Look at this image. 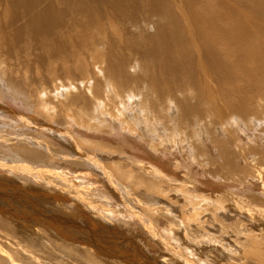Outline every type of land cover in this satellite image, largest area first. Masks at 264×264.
<instances>
[{"label":"bare ground","instance_id":"obj_1","mask_svg":"<svg viewBox=\"0 0 264 264\" xmlns=\"http://www.w3.org/2000/svg\"><path fill=\"white\" fill-rule=\"evenodd\" d=\"M43 71L46 73L43 81L36 84L28 81L29 86H22L21 82L27 83L26 80L37 77ZM86 79L88 83L91 82V86L84 84L82 88L81 84ZM74 87L76 95L72 94L59 100L60 93L58 94L57 91L65 93L66 88L73 91ZM6 96L19 103V106L25 107L27 111L32 112L35 109L36 115L49 122L43 125L46 131L50 129L53 133L60 132L62 135L64 129L55 126L62 127L66 122L69 125L76 123L80 126H90L93 128V137L103 142H113L118 134L122 138L140 143L138 148L145 155L151 153L163 157L168 155L174 160L176 156L189 158L190 162L181 167L177 166L176 170H180L185 165L194 166L198 173L206 176L215 175V177L218 176V172L225 170L228 173L224 175L225 179L232 172L230 174L236 173L241 178H248L246 184L249 185L241 183L239 185L219 177H216L217 181L235 184L242 190L246 187L256 188L260 184L261 190L264 191V150L261 152L264 148V0H0V102L5 100ZM128 97H132L137 102L133 109L127 107L128 103L125 100ZM7 112L11 113V116L16 113ZM22 115L20 116L23 118ZM111 117L116 118L118 123L108 127L106 124L110 123L108 119ZM29 120L25 118V121L21 119V122L27 124ZM54 121L56 123L51 126L50 122ZM239 130L243 131L248 139L255 135L259 136L263 145L243 143L236 136ZM70 132H73L72 129ZM67 134L62 136L66 137ZM222 134L227 137L226 140H222ZM73 140L75 142V139ZM71 143L69 144L73 148L71 147L70 152L67 153L69 155L64 156L65 158L59 155V160L79 162V155L83 152L79 147L82 145L79 144L77 148ZM8 144L10 143L7 140H3L0 145V177L12 182L13 188L17 190L10 193L11 191H8L11 187L7 185L8 191H3L6 187L0 191V264L122 263L126 258L124 256L127 255H120L122 252L118 251V246H115L117 240L114 242L113 236L108 235L110 230L106 222H101L107 220L104 218L110 219L105 215L106 212H110L109 203L107 205L102 199L100 203L93 200L90 206L86 204L85 209L89 208V210L84 213L93 215L92 217L90 214L94 222L93 229H84L76 225L75 219H81L80 211L84 207L80 205L79 209L76 208L78 190L75 189L77 188L75 184L64 177L58 178L57 175L51 178L48 169L47 172L42 170L44 174L40 175L41 170L38 166L40 167L39 164L43 162L41 157L46 154L45 151L43 156L39 155V158L37 151V153L27 151L28 148L21 151L15 146L14 149H10L14 144L7 148ZM101 145L107 150L119 152V155L123 152L132 154L128 147L108 148L105 144ZM163 145L165 146L162 147ZM95 146L100 148L98 143ZM50 152L47 151L49 155ZM217 152L216 158L221 160L220 163L209 157ZM11 159H17L22 163L11 164ZM237 159H243L247 163V165L245 162L239 163L245 168L236 166ZM128 160L130 159L127 158ZM133 161L136 163L135 159ZM128 162L130 167L126 165L130 170L127 169L126 172L125 168L122 177L118 175V179L123 181L121 184L126 185L130 182L134 189H145L153 196V193L160 195L175 192V189L162 185L165 177L163 178L151 166L145 167V164ZM88 165L101 172L102 176L106 175L104 169L97 166L95 161L89 160ZM24 168L30 170L28 172L31 176L29 175L27 181L19 178L20 174H15L16 172L24 174ZM31 169L37 171L39 169V171ZM140 171L142 175H149V179L141 180L138 174ZM184 173L190 175L189 171ZM33 177L39 182L48 184L47 186L61 203L57 205L52 203L50 207L43 206L46 204L35 198L31 191L36 184ZM53 179L59 183L64 179L63 184L69 187L67 192L59 190L61 195H57L56 189L52 186ZM105 179L107 180V177ZM108 180L107 187L110 188L111 194L115 193L114 197L122 199L127 196L123 191L121 193L118 190L117 182L110 175ZM194 182L192 180L179 182L182 186L186 184L189 189L186 188L187 201H189L188 195L196 191ZM262 192L260 198L264 197ZM186 194L182 196L184 201ZM247 194L249 196L246 198L250 200L245 198L242 200V197L237 196L235 197L237 200L230 198L231 204L235 205V202L241 204L238 207L232 205L235 209L232 208L230 213L240 211L251 223H260L261 219L264 222V209H258L255 204L258 200H262L263 204L260 201L258 204L264 208L263 199H259V196L249 190ZM66 197H70L71 202L75 203V206H72L65 201L70 212L65 209L64 201L62 202ZM220 198L218 199H223ZM145 200V203L149 202L148 198ZM204 200L205 198L202 199ZM144 205L142 207H145ZM124 207L125 209L122 210L125 213L145 220V216L141 214L143 210L141 207H139L141 211L131 204ZM205 207L203 218L208 220L210 214L216 221L217 216ZM217 207L224 206L222 204ZM77 209L80 211H75ZM169 212L166 217L178 215L176 209ZM59 214L65 215L66 219L64 220V216L59 217ZM148 215L150 216L151 213ZM170 221L173 222L174 219ZM22 223H29L40 230L36 229L37 233L34 236L20 233L19 227H27V224ZM175 223L176 227L183 229L180 223L176 221ZM242 223V221L237 222L233 230L235 234L239 233V238L240 235L244 238H242L244 241H239L242 250L240 248L238 251H246L249 256L264 259V241L256 240L259 235L251 237L247 234L248 228L243 227ZM145 224L146 228H149L150 221L147 218ZM222 224L220 231H228L229 228ZM69 229H72L77 236L72 237ZM135 229L133 227V230ZM154 230L150 226L149 238L152 241L156 238V244L160 245V239L155 233L152 234ZM238 235L233 234L235 237ZM120 239L124 241L127 236ZM186 240L191 246L186 244L187 257H183L185 259L183 263L195 264L191 256L196 257L197 254L200 256V251L194 248L191 239ZM207 240L213 242V238ZM220 240L221 238L219 242L222 241ZM238 240H235L236 243ZM133 241L130 239L124 243L131 245ZM222 243L223 241L220 244ZM235 246L238 247V244L230 245L228 248ZM41 247L43 251L37 249ZM77 247L89 249L93 257L75 251ZM135 251L138 252L135 253L136 260L132 256L126 260L127 263L146 264L142 259L147 261V264L171 263V258L167 259L164 254L154 256L144 253L143 255L141 249ZM244 256L242 255L241 258H245ZM243 258L242 262H245ZM205 259L198 258V261L201 264H214L213 261L206 262Z\"/></svg>","mask_w":264,"mask_h":264},{"label":"rangeland","instance_id":"obj_2","mask_svg":"<svg viewBox=\"0 0 264 264\" xmlns=\"http://www.w3.org/2000/svg\"><path fill=\"white\" fill-rule=\"evenodd\" d=\"M45 75H46V73L43 71L41 74H38L37 77H32L31 79L26 80L27 83L21 82V84H22V86H26V85H28L30 83L36 84V83H38L40 81H43L45 79ZM84 84H86V86H91V82L88 83V79L83 80V84H81L82 88L84 87ZM65 90H66L65 93H62L61 91H57L58 94L60 93L58 95L60 101L63 100L64 98H67L69 95H72V94L76 95L75 87H74L73 91H70L68 88H66ZM80 90L82 91L83 89H80ZM9 98L10 97L6 96L5 100L1 101L2 103L0 102V106H2V109L0 110V142L2 143L3 140H7V142L10 143V144L7 145V148H10L12 146L11 144H14L10 149H12V148L14 149L15 147H17L21 151H24L26 148H28L27 151H30V150L31 151H35V152L37 151L38 153L37 152L36 153L38 154L37 156L39 158H40L39 155L43 156L44 155L43 153L46 152L47 155L45 154L43 157H41L43 162H41L39 164L40 167L38 166V168L41 170V172H39L40 175L44 174V173H42L43 172L42 170L47 172V169H48V171L51 173V175H50L51 178L53 177V175H57L58 178H59V176H60V178L64 177L66 180H69V182L75 184V186L77 187L75 189L78 190V200H77V202L75 200L76 208L79 209L80 205L82 207H84L83 208L84 211L83 210L80 211L78 209L75 210V211H80L82 215L86 214L84 212L85 211L87 212V210H89V208L85 209L86 204H88L87 206H90L92 204L91 201H93V200H95L97 203H100V202H102L104 200L103 202H105L107 205L109 203L110 206H108V211H110V212H106L105 215H107L110 219L104 218V219H107L108 221L106 220V221H101V222H103V223L106 222V225H107L108 229L110 230V234H108V235H112L113 236L114 242H116V240H117V243H115V246H118V251L122 252V253H120V255L121 256L127 255V256H124L126 258H124L122 260L123 264L124 263L125 264H129V263H127L126 260L129 257L131 258L132 256H133L132 258L134 260H136V258H134L135 257V253L138 254V252L135 251L136 249H141V253L143 255H144V253L147 254V255L152 254L154 256L155 255H157V256L160 255L161 256V255L164 254L165 255L164 257H166L167 259L171 258L170 262L172 264H176V263L184 264L183 262H185V259L183 257L184 256L187 257L186 254H185V251L188 248L186 246V244L191 246L190 242L189 241L187 242V240H186L187 238L191 239L192 240V245H194V248H197L198 252L200 251L199 252L200 256H199V254H197L196 257L191 256V258H193L192 261H194L195 264H201V262L198 261V258H201V259H205L206 258L205 259L206 262L207 261H213L214 264H217V263L220 264V261H221V264H237L236 262H239V264L240 263H242V264H264V259L261 260V259L249 256V254H247L246 251H244L245 253L243 251H240V252L238 251V250H240V248L242 250V247L239 245V243L241 244V242H242V240L244 238L241 235H240V238H239V235H238L239 233L235 234L233 232L234 225L237 222H241L242 221L244 223V225H243V223L241 225L243 227H247L248 228L246 230L247 234L251 235V237H255V236L257 237L259 235L258 239H256V240H258L259 242L264 241V231H263L264 230V222H262L261 217H260V219H261L260 223L259 222L258 223H254V222L251 223V222L248 221L246 216L245 217L243 216V214L240 211L239 212L237 211V213L236 212L230 213L232 211V208H234L236 206L237 207L241 206L240 203L236 204V202H235V205H234V203L231 204L232 197L234 198V200H237L235 198L236 196L237 197H242V200H245V199L250 200L249 198H246V197L249 196L248 194L246 195L248 190L251 193L259 196V199H263V201H264V197L263 196L260 198L261 192L263 191V190H261L260 184H259L258 187L255 186L256 188H249L248 189L246 187L245 190H242L240 186L237 187L235 184L225 183V182L219 181V180L217 181V179H216V177H219V178H221L223 180H228L229 179V180H231L234 183H237L239 185H241V184L249 185V184H246V182L249 181L248 178H245V179L241 178V176L237 175L236 173L230 174V173H232V172H230L229 175L225 179L224 175L228 174L227 171H225V170L222 171V172H218L219 174L216 177H215V175H207L206 176V175H203L202 173H198L196 171V169L194 168V166L190 167V166L185 165L180 170H176L177 166L181 167L183 164H186V163L190 162L189 158H187V157L180 158V157L176 156L175 160H174L173 158H171L168 155H166L167 157L166 156L163 157V156H160V155L155 156V154H153V153L145 155V153L138 148L139 145H141L140 143L135 142V141L133 142L129 138H122L118 134H117L116 138L113 140V142H103V141H100V140L94 138L93 137V128L90 127V126H86V125L85 126H80V125H78L76 123L74 125H71V124L69 125L68 122H66V124H64L62 127L61 126H55V128H58V129L63 128L64 129L63 130L64 131L63 134H65V133L67 134L69 132L66 137H65V135L62 136L63 134L61 135L60 132L53 133L50 129H47V131H46L45 129H43L44 128L43 125L48 124L49 122H47L46 119H43V117H41L39 115H36L35 112H34L35 109L32 110V112L31 111H27V109H25V107L19 106L20 105L19 103L15 102V100H13L12 98H10V99ZM125 102L128 103V105H127L128 109H133L137 105V102L132 97H128L125 100ZM7 111H10V112L12 111V112H16V113H15V115L12 113L13 116H11V113H9ZM41 113L43 114V112H41ZM21 114H23L22 115L23 118L20 116ZM16 115H17V117H16ZM32 115L35 116V117H33ZM25 118H28V120L31 118L29 120V122H28L29 124L27 123L28 125L27 124H23L21 122V119H24V121H25ZM103 122H104V120H103ZM108 122H110V123L106 124L108 127H112V124L118 123L116 121V118H113V117L109 118ZM50 123H51L50 124L51 126H54L53 123H56V121L50 122ZM91 123L93 124V121ZM68 126H71L73 128L68 127ZM71 129H72L73 132H70ZM43 130H45V131H43ZM58 134H59V136H57ZM126 136L130 137V135H126ZM236 136L240 140H242V142L245 143V144L258 145V146H262L263 145V142L260 141V137L257 136V135H255L251 139H248V138H246L244 136L243 131L239 130V131L236 132ZM68 137H70V138H68ZM222 138H223L222 140H226L227 137H225L222 134ZM33 139H34V141H33ZM69 139H70V141H69ZM73 139H75V142H74ZM219 139H220V137H219ZM27 140H29V141H27ZM95 142L100 144V148H99V146H95L94 147V145L96 144ZM1 143H0V145H1ZM69 143L73 144V146H75V147L77 146V148H78L79 144L82 145V146L79 147L83 151L82 155H79L80 156V159H78L79 162H76V161L71 162L70 160L61 161L62 159L59 160V158H58L59 155H61V158H65L64 156L67 157V155H69L67 153L70 152V148L72 147V146H70ZM77 143H78V145H77ZM101 144H105L108 148H115L117 146H118V148H126V147H128L130 149V151H132V154H128V152H126V153L123 152L125 155L123 153H120V155H119V152L116 151L117 152L116 153L115 151L107 150ZM87 146H89V147H87ZM164 146L165 145H163L162 147H164ZM101 149H103V150H101ZM229 150L231 151V149H229ZM262 150H264V148L261 149V152H262ZM47 151H49V152L51 151L50 153L52 154V156H50L51 154L49 155L47 153ZM111 152H113L115 154H113ZM19 153L22 154V152H19ZM214 155H216V156H214ZM214 155H209V157L212 160H214L216 163H220L221 160H219V158H216L218 156V152L216 154H214ZM124 156H125V158H124ZM169 157H170V159H169ZM81 158H83V159L81 160ZM123 158H124V160H123ZM127 158L130 159L128 161H132L133 163H135L133 161L135 159L136 163L138 162L141 165L145 164V167H150L151 166L152 168L157 170L161 174V176L163 178L165 177L163 184L160 183V185L162 184L166 188H170L171 187L170 189H175L174 190L175 192H169L170 194L167 193L168 195L167 194H160L159 195L157 193H153L154 194V196H153L151 192L146 191L145 189H142V188H139L140 190L134 189L130 182H128L126 185H125V183L121 184V182H123V181L118 179V175H120L122 177V173L125 172V170H126V172H128V170H130V168H129L130 165L128 164L129 162L127 161ZM84 159H86V161ZM11 160H12L11 164H13L12 162H14L15 165H20L22 163V161H18L17 159H11ZM89 160L90 161H95L97 166H101L104 169V171L106 172L105 174L107 176L106 175L102 176L101 172H99L97 169H95V168L91 167L90 165H88ZM125 160H126V162H125ZM205 160H207V159L205 158ZM237 160L238 161L235 162L236 166H240L242 168H245L244 165H239V163L245 162V161L243 159H237ZM191 162H193V161H191ZM66 163H67V165H66ZM191 164H194V163H191ZM246 165H247V163H246ZM118 166H121V168H119ZM123 166H125V167H123ZM39 169H38V171H39ZM94 169H95V171H94ZM106 169H108V170H106ZM35 170L37 171V169H35ZM35 170H32V171H35ZM28 171H30L29 168H28ZM28 171L24 168V172H23L24 174H22L20 172H16L15 174L16 175L20 174L18 177L21 178L22 180L27 181L26 179H28L31 176L29 174L30 172H28ZM187 171L190 172V173H188L190 175H186L187 173H184V172H187ZM178 173H179V175H178ZM138 174L140 175L139 178L141 180H143V181H146L150 177L149 175H144V174L142 175V171H140ZM191 174H192V176H191ZM109 175H110V177H112V179H115V181L117 182V186L119 187L118 190H120L121 193L123 191V194L127 195V196L124 195L126 197L120 199L119 197H114L115 193L111 194L110 188L107 187L108 186L107 183L109 181L108 180L109 179ZM113 175H114V177H113ZM189 176H191V178ZM13 177H15V176H13ZM76 177L79 178V180ZM106 177H107V180L105 179ZM116 179H118V180H116ZM33 180L35 181L36 184L33 185V187L31 188V191H32V193H33L35 198H37L40 202L46 204V205H43V206H49L50 207V205L52 203H53V205H57V204L61 203L60 199L58 197H55L54 196L55 193L47 186L48 184L46 185L43 182H39L34 177H33ZM63 180H61V182L59 183V182H57V180L55 181V179H53L52 186L56 189L57 195H61L60 191L67 192V190L69 188L68 186L63 184ZM182 180L185 181V182L189 181V180H192V182L195 181L194 183H195V190L196 191H193V192H191L190 195H188L189 196L188 197L189 201H187V194H186L187 193V189H188V187H186L187 185L185 184V185L182 186L181 184H179V182H181ZM18 181H20V180H18ZM172 181H174V182H172ZM1 182L4 183V184H2ZM7 182L9 184H7ZM0 183H1L0 186L2 187V188H0V191L3 190L5 187H6V189H4L3 191H6L9 186L11 188H13V183L12 182H9L6 179L3 180L1 177H0ZM10 183L12 184V186H11ZM105 183H106V185H104ZM7 185H9V186H7ZM11 188L10 189L8 188L9 191L7 190L8 192L11 191L10 193H14L15 190H17L15 188H13L14 190L13 189L11 190ZM58 188H60V189H58ZM129 188H131V189H129ZM12 191H14V192H12ZM134 191L136 193H138V194H136ZM145 192H148V193L145 194ZM242 192H244L245 194L242 193ZM259 192H260V194H259ZM180 193H182V195ZM262 193H264V191ZM150 194L152 196H150ZM171 194L172 195L174 194V195L172 196ZM175 194L177 195L179 200L177 199ZM183 194H184V196L186 194V200L185 201L182 200ZM243 194H244V196H242ZM146 195H148V196H146ZM191 195H192V197H191ZM82 196H84V197H82ZM100 197H102V198H100ZM199 197H203V198H205V200L202 201L203 198H199ZM220 197H222L223 199L219 200V199H221ZM66 198H64V200H62V202L66 201L67 203H70L69 205L75 206L74 205L75 203L71 202V198L70 197H66ZM145 198L149 199L148 203H145L146 202ZM121 200H123L124 202L123 201L121 202ZM221 201H223V202H221ZM259 201L262 202V200H258L257 203H255L258 206V209L259 208L260 209H264L261 206H259V205H261V204H258ZM64 202H63V204L65 205L64 206L65 209L68 212H70L68 210V206H67L68 204H66V202L65 203ZM125 202H126V204H124ZM187 202H189L191 204H189ZM160 203H162V204H160ZM93 204H94V202H93ZM128 204H131L132 207H133V205L135 207L137 206L136 207L137 210L141 211L143 209L144 211L142 210L141 214H143L142 216H145V220H143L144 218H142V217L137 219V218H134L133 216H131L129 213H125V211H123L125 209L124 205L126 206ZM144 204H146V205H144ZM216 204H217V206L218 205L222 206V204H223L224 207H217V206H215ZM262 204H263V202H262ZM142 205H144L145 207H142ZM228 205H230V206H228ZM203 206L204 207L206 206L205 208H207V209L209 208L208 210L212 211V213H214L217 216V220L221 221L223 224L219 223V221H217V220L215 221L213 216L210 215V214H208L209 215V219L208 220L206 218H203L204 217V214H203V208L204 207ZM92 207H93V205H92ZM92 207H90L91 210H93ZM139 207H141L142 209H140ZM224 208H227L228 211L226 209H224ZM105 209L107 210L106 207H105ZM172 209L173 210L174 209L177 210V212H178L177 213L178 214L177 217H174V216L166 217L165 215L170 213L169 211L170 210L172 211ZM160 210H161V212H160ZM144 212L146 213V215L144 214ZM227 212H229V213H227ZM150 213H151V215L153 217L151 215H150L151 217L148 215ZM81 214H80V217H81V219L82 218L83 219L81 220V219H79L77 217L78 219H75L78 222V223L75 222L76 225H79L80 227H82L84 229L85 228L93 229L94 222H93V218L90 217L91 213H89V215L86 214L84 216H82ZM63 216H64V220H65L66 216L62 215V214L61 215L59 214V217H63ZM91 216L93 217L92 214H91ZM74 217H75V214H74ZM146 218H147V220L150 221L151 228L155 229L152 234L155 233V235L160 239V241H159L160 245H159V243L156 244V238H154L153 241L149 238L150 235H149L148 229H150V226H149V228H146V226H147L145 224ZM159 218H161V219H159ZM135 219H137L139 221H137ZM173 219H174L173 222L170 221V220H173ZM121 221H123V223ZM162 221L164 222L163 224H162ZM175 221L178 224L180 223L181 227L183 229H180V227H176ZM71 222H74V221L71 220ZM125 222L127 223V225H125L126 227L124 226V224H126ZM159 222H160L161 225L159 224ZM22 224H27L26 225L27 227H23V226L19 227V229L21 228V232L20 233L27 234V235H30V236H34L37 233L36 229L40 230V228L32 226L29 223H22ZM28 224L31 227L30 229L28 227ZM143 224H145V227H144ZM221 224H222V226L226 225L229 228L228 231H223V230L220 231V227H221L220 225ZM174 225H175V227H174ZM256 225H258V226H256ZM140 226H142V227H140ZM133 227L136 228V229L133 230ZM140 228L142 230L143 229L144 230L142 231ZM239 228H240V226H239ZM69 230H70V233L72 234V237H76L77 236L76 234L73 233L74 231L72 229H69ZM137 230H139V231H137ZM146 230H147V232H144ZM128 231H130V232H128ZM133 231H135V232H133ZM141 231H142V233H141ZM132 232L133 233L137 232V234H133ZM120 233H123L124 235L122 236ZM233 234L235 236L236 235H238V236L235 237V236H233ZM124 236H127V239L124 240V241L130 240V239H132V241H133V239H134L133 243H131V245L124 243V241L120 239V237H124ZM139 238L142 239V240L140 241ZM210 238H213V242L210 241V240H207V239H210ZM220 238L223 241L222 244H220L222 242L221 240H220L221 242H219ZM238 238H239V240H238ZM236 239L238 240L237 241L238 243H236V241H235ZM229 240L231 242H229ZM239 241H241V242H239ZM146 242L148 244H146ZM152 242H155V244H153ZM202 242H204L205 244L202 243ZM225 242L227 243L228 246L233 245V244H238V247L235 246L236 248L235 247L234 248H232V247L228 248V246H226ZM214 243H215L216 246L214 245ZM223 244H225V245H223ZM203 245H205V247ZM263 245H264V243H263ZM65 247H66V245H65ZM216 247H217V249H216ZM219 247H220V249H219ZM226 247H227V249H226ZM66 248L69 251H71L69 247H66ZM37 249L40 250V251H43L42 247L41 248H37ZM234 250H236V251H234ZM75 251L83 252V254H85L86 256L93 257V253L89 249H82L80 247H77ZM241 253H242V255H245L244 256L245 258H243V257L242 258L245 259L246 263L242 262ZM168 254H170V256H167ZM237 254L238 255L240 254V255L238 256ZM221 258L224 260V262H226V261L227 262L224 263ZM240 258H241V260H240ZM235 260H236V262H235ZM142 261L147 264V261H145L144 259H142ZM175 261H179V262H175ZM215 261L217 263H215ZM122 263H120V264H122ZM171 263H169V264H171ZM74 264H76V263H74ZM86 264H88V263H86Z\"/></svg>","mask_w":264,"mask_h":264}]
</instances>
